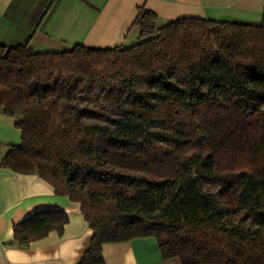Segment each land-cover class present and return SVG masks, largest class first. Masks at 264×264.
Here are the masks:
<instances>
[{"label": "trees", "instance_id": "obj_1", "mask_svg": "<svg viewBox=\"0 0 264 264\" xmlns=\"http://www.w3.org/2000/svg\"><path fill=\"white\" fill-rule=\"evenodd\" d=\"M157 18L138 8L129 46L0 44V110L21 131L20 145L0 144V163L79 203L91 238L76 264H105L104 244L142 237L181 264H264V11L258 25ZM89 94L189 109L196 125L168 139L133 113L102 124L79 105ZM249 217L255 227L242 225ZM67 222L59 208L35 209L11 244L61 234Z\"/></svg>", "mask_w": 264, "mask_h": 264}, {"label": "crops", "instance_id": "obj_2", "mask_svg": "<svg viewBox=\"0 0 264 264\" xmlns=\"http://www.w3.org/2000/svg\"><path fill=\"white\" fill-rule=\"evenodd\" d=\"M154 11L156 22L195 16L258 25L264 0H0V44L28 43L35 51H64L74 44L107 48L136 43L133 25L138 8ZM15 118L0 110L2 153L20 145ZM59 208L68 215L61 234L50 231L27 247L11 244L13 226L35 209ZM91 228L80 205L36 174H24L0 163V264H76L90 245ZM105 264H181L162 259L152 237L102 246Z\"/></svg>", "mask_w": 264, "mask_h": 264}, {"label": "rangeland", "instance_id": "obj_3", "mask_svg": "<svg viewBox=\"0 0 264 264\" xmlns=\"http://www.w3.org/2000/svg\"><path fill=\"white\" fill-rule=\"evenodd\" d=\"M161 22H156V26H160ZM78 98V96H75ZM79 105L87 108L95 113H97V117L94 121L104 124L106 118L109 117H118L123 113H133L135 117L141 122L143 119L152 120L154 123L151 126L150 130H155L160 132L161 137H166L171 139L173 137L182 138L186 137L191 133L196 123L193 117L190 114L189 109H178L175 110L170 104L164 103L158 105L155 110L152 111H144L133 108L129 105H123L117 100L113 99H104L103 96L96 94H89L88 97L79 100ZM167 136H166V135ZM169 136V137H168ZM210 189L215 190V187H210ZM228 219L232 216V222H236L237 215L236 213L242 214V208H237V210L233 211L229 210ZM236 212V213H235ZM251 217L248 220H245L242 225L243 226H251L255 227V224H252ZM231 221V220H230ZM251 221V223H249Z\"/></svg>", "mask_w": 264, "mask_h": 264}]
</instances>
